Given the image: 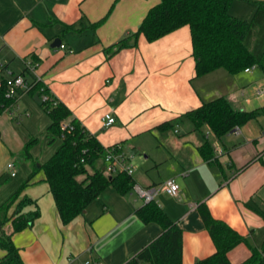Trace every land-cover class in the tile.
Instances as JSON below:
<instances>
[{
	"label": "crops",
	"instance_id": "0c3cea01",
	"mask_svg": "<svg viewBox=\"0 0 264 264\" xmlns=\"http://www.w3.org/2000/svg\"><path fill=\"white\" fill-rule=\"evenodd\" d=\"M159 1L0 2V61L6 72L17 75L25 61L35 59L40 83L104 148L118 144L129 158L143 154L142 168L133 172L127 194L107 188L66 224L42 170L28 181L31 170L20 180L16 171L13 177L9 172L13 180L0 185V205L19 192L0 232L10 235L23 264H124L161 231L156 223L144 224L135 215L145 203L134 186L153 188L171 178L179 185L178 197L159 192L154 201L182 231V264H193L215 250L197 211L200 203L243 237L227 254L232 264L249 257V246L264 245V116L221 137L206 126L195 130L182 117L219 97L235 109L264 106V74L254 66L238 74L216 69L196 76L188 26L153 42L139 35L134 45L105 53L135 33ZM259 1L264 0H233L229 12L250 19ZM56 38L63 48L51 46ZM39 104L38 91L20 93L4 110L23 121L25 129L19 133L6 114L0 115V141L6 140L9 151L22 149L41 126L48 128L50 119ZM105 114L114 118L109 126H103ZM168 121L170 129H158ZM206 141L214 150L210 160L198 152ZM99 165L102 170V160ZM34 213L29 227L13 230L12 220ZM4 255L0 248V258Z\"/></svg>",
	"mask_w": 264,
	"mask_h": 264
},
{
	"label": "trees",
	"instance_id": "16d2710c",
	"mask_svg": "<svg viewBox=\"0 0 264 264\" xmlns=\"http://www.w3.org/2000/svg\"><path fill=\"white\" fill-rule=\"evenodd\" d=\"M232 1L160 0L149 9L135 33L106 48L105 53L109 55L120 48L134 45L139 35L153 42L182 26H188L196 76L216 69L238 74L254 66L264 74V1L254 2L255 8L250 19L232 16L229 12ZM129 41L132 43L129 44ZM30 61L36 63L35 59ZM17 75H22L32 84L31 90L24 93L33 94L38 91L39 96L45 94L50 99L40 101L39 105L50 119L47 131L54 137H60L61 143L48 160L39 166V170L44 172L62 223L66 224L82 214L107 188L114 189L120 195L127 194L132 187V177L125 173L106 175L101 170L99 161L105 148L96 137L87 132L76 119H72L70 110L51 97L49 91L35 80L27 68L24 67ZM8 78L6 67L3 66L0 72V115L15 104L17 98L5 97ZM259 115L264 116V106L249 111L240 110L235 109L225 97H219L202 103L182 117L187 118L195 130L206 126L216 137H221ZM62 123L69 124L71 129L61 130ZM171 127L168 121L160 124L158 129L164 131ZM35 142L36 139H30L25 143L23 151L26 158H31L29 149ZM198 152L204 160L214 157V150L207 141L198 147ZM34 174L35 170L30 173L27 181ZM79 176H83V179L79 180ZM18 192L0 205L1 227L6 222L5 213ZM197 211L215 250L193 264H232L227 254L244 241L243 237L225 222L215 219L205 203L198 204ZM35 215L28 218L18 216L12 220L13 230L29 227ZM135 215L144 224L156 223L161 231L124 264H182V231L163 209L152 200L137 208ZM0 248L5 251L0 264H23L10 235L3 231L0 232ZM249 248V257L239 264H264V245Z\"/></svg>",
	"mask_w": 264,
	"mask_h": 264
},
{
	"label": "built area",
	"instance_id": "2783aa9c",
	"mask_svg": "<svg viewBox=\"0 0 264 264\" xmlns=\"http://www.w3.org/2000/svg\"><path fill=\"white\" fill-rule=\"evenodd\" d=\"M63 45H60V48H63ZM25 68L29 70V72L33 75L35 80L37 82H40V79L35 75L34 69L36 68L37 64L32 63L31 61H25L24 62ZM3 64L0 61V72L3 68ZM250 68H246L244 71H249ZM32 88V84L29 81H26V79L22 75H11L7 80V90L5 93V97L9 99L16 98L20 93L29 92ZM42 90L40 89V92ZM49 97L45 94H42L40 96V101L46 102L49 101ZM114 122V118L110 116L109 114H105L104 116V123L103 126H109ZM71 127L67 123L61 124V130H70ZM103 163L102 171L107 173L108 175H116L119 173H125L132 177L133 174V167L131 164H129L130 158L123 152L120 145H113L110 147L105 148L103 156L101 158ZM6 168L10 172V176H15L14 171V164L8 163L6 165ZM135 192L138 194V196L144 201V203H148L152 200H154V196L159 192H164L167 195L177 198L179 195V185L175 181V179L171 178L163 183L159 184L156 187L153 188H147L143 189L137 185L134 186ZM83 264H101L99 261H93V260H86Z\"/></svg>",
	"mask_w": 264,
	"mask_h": 264
},
{
	"label": "rangeland",
	"instance_id": "374dc122",
	"mask_svg": "<svg viewBox=\"0 0 264 264\" xmlns=\"http://www.w3.org/2000/svg\"><path fill=\"white\" fill-rule=\"evenodd\" d=\"M0 2H2V0H0ZM0 6H2V4ZM0 17H1V9H0ZM12 69L16 73L17 67L12 66ZM6 73L9 77L11 76L10 73L8 72ZM3 114H6L5 116H7L9 122H11V126L13 127V130H16V132L19 133L25 129V127L22 126L23 121L20 120L19 117L14 116V114L10 115L6 112ZM13 130H11V134H10L11 139L15 137V135L13 136ZM30 139H36V142L29 149V153L33 156V157L31 156L32 157L31 159L25 157L23 148L20 149L19 151L11 152L7 148L8 146L6 144V140H4V142L0 141V180L2 181L0 185H4L13 180L8 177L9 170L6 168L7 163L14 164L15 166L14 171H16V175H17L16 179L20 180L27 171L35 170L36 173L39 170L38 168L39 163L46 161L61 143V138L52 136L47 131L46 126L45 127L41 126V130L39 131L36 130V132L32 134L29 140ZM34 158L35 160H33ZM142 160H143V154L137 153L134 158L131 156L129 160V164L132 165L133 171L136 172L137 170H140L142 168L141 166ZM89 171L91 172V169H89ZM105 174L108 175L106 172ZM78 179L79 180L83 179V176H79Z\"/></svg>",
	"mask_w": 264,
	"mask_h": 264
},
{
	"label": "water",
	"instance_id": "95a60500",
	"mask_svg": "<svg viewBox=\"0 0 264 264\" xmlns=\"http://www.w3.org/2000/svg\"><path fill=\"white\" fill-rule=\"evenodd\" d=\"M61 44V40L59 38L54 39V41L52 42L51 46L54 47H58Z\"/></svg>",
	"mask_w": 264,
	"mask_h": 264
}]
</instances>
